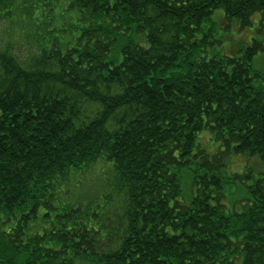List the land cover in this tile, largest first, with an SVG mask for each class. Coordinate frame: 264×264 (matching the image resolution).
<instances>
[{
    "label": "trees",
    "instance_id": "16d2710c",
    "mask_svg": "<svg viewBox=\"0 0 264 264\" xmlns=\"http://www.w3.org/2000/svg\"><path fill=\"white\" fill-rule=\"evenodd\" d=\"M254 14L0 0V264H264V45L218 49Z\"/></svg>",
    "mask_w": 264,
    "mask_h": 264
},
{
    "label": "rangeland",
    "instance_id": "374dc122",
    "mask_svg": "<svg viewBox=\"0 0 264 264\" xmlns=\"http://www.w3.org/2000/svg\"><path fill=\"white\" fill-rule=\"evenodd\" d=\"M256 18L257 16L254 14L251 23L249 25L242 26L240 30H236L237 26H233L232 29L226 31L222 30L223 41L218 46V49L227 52L228 48L230 49V45H239L240 41L247 45H252L254 41H257L264 45V24L260 25L259 20ZM63 20L72 21V18L68 14L62 13V11L58 12L57 23H61ZM208 53L211 54V51L208 50ZM252 62L254 67L264 76V49L259 50L254 54ZM257 82L262 84L264 87V79H259ZM202 143L208 151H212L215 148V143L210 139L209 135L207 138L202 139ZM235 160L239 164L243 161V157L238 156ZM232 165L233 164H231V166ZM232 190H234L233 187ZM240 193L241 191H235L234 193L229 194L230 199L238 197V194Z\"/></svg>",
    "mask_w": 264,
    "mask_h": 264
}]
</instances>
